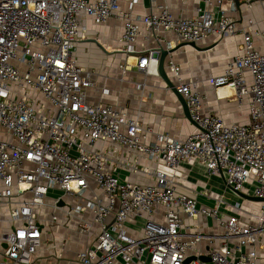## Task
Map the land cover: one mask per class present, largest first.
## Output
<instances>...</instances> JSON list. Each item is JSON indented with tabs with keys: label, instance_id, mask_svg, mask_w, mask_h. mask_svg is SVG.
<instances>
[{
	"label": "built area",
	"instance_id": "1",
	"mask_svg": "<svg viewBox=\"0 0 264 264\" xmlns=\"http://www.w3.org/2000/svg\"><path fill=\"white\" fill-rule=\"evenodd\" d=\"M204 1L206 6L213 3ZM216 4L218 15L200 6L196 16L184 18L166 6L157 14L135 16L119 0H0V202L15 203L10 219L19 223L0 235L6 245L0 264H56L36 260L46 233L36 211L50 205L51 191L59 193L52 206L77 220L80 234L90 235L95 225L100 228L94 241L77 252L76 264H186L191 256L197 258L188 264H208L197 253L208 236L184 231L182 213L191 219H215L223 237L236 240L235 245L213 243L205 254L210 264H255L254 248L264 237V201L257 211L246 210L241 201L218 195L207 207L177 190L182 164L196 160L209 175L223 174L233 192H246L250 185L251 196L264 199V51L255 49L250 32L239 30L228 14L234 0ZM82 13L98 24L123 20L118 52L127 60L121 68L131 69L128 60L133 58L140 72L154 75H159V49L164 46L139 51L142 28L153 34L174 32L179 41L196 44L212 34L241 31L243 43L224 73L210 83L220 96H228L221 91L231 89L240 103L248 98L249 123L227 124L220 116L205 114L197 84L183 82L181 68L171 60L175 87L197 126L186 138L155 131L139 113L89 103L86 89L95 85L94 73L75 58L85 39ZM164 43V49H174L172 41ZM121 149L161 163L171 174L145 171L153 184L122 179V162L116 157ZM65 197L74 203L60 206ZM159 208L162 221L156 220ZM87 212L92 216L85 217ZM133 218L145 219L136 236L128 229ZM58 220L56 213L50 223Z\"/></svg>",
	"mask_w": 264,
	"mask_h": 264
},
{
	"label": "crops",
	"instance_id": "2",
	"mask_svg": "<svg viewBox=\"0 0 264 264\" xmlns=\"http://www.w3.org/2000/svg\"><path fill=\"white\" fill-rule=\"evenodd\" d=\"M133 1L119 0V4L124 10H129L132 7V12L135 16L157 14L165 6L176 17H194L197 15V10L200 6L216 15L219 14L216 0H212L213 3L209 6H206L204 0H137L131 6ZM234 3H236L235 8L229 11L228 14L237 21L239 30L250 32L255 49L261 52L264 51V0H234ZM80 19L82 27L85 28L81 32V37L85 39L79 43L75 58L81 67L93 72L95 75V78L93 75L95 85L86 89L89 103L113 104L128 110L132 114L139 113L145 125H150L155 131L168 133L178 139L186 138L197 129L196 124L186 117L177 94L171 90L160 75L140 72L136 67V60L133 58L128 60L133 64L131 69L124 71L121 68V65L127 60L123 53L118 52V48L122 44L121 36L124 32L123 20L111 18L98 24L85 13L81 14ZM142 30L143 34L136 44V48L139 51L149 48L154 50L159 45L165 48L164 40L165 42L172 41L174 43L175 50L168 55L165 63L168 76L175 86L177 80L170 69L171 60L181 68L180 77L183 82L197 84V90L204 96L203 111L205 114L220 116L227 124L245 125L249 123L248 98L240 103L236 100L235 94L231 89L228 91L223 89L221 94L228 92V96H220L210 83V78L224 73L227 65L236 54L239 45L243 43L241 31L236 35L227 36L212 34L203 42L197 44L201 49H196L185 44V42L179 41L174 32L161 31L153 34L145 31L144 28ZM87 50H95L107 56L106 65H104L103 69L97 70L96 74L90 69V60L84 54ZM247 81L250 84L252 78L248 76ZM116 157L121 159L122 162L118 173L125 180L139 184H153L154 180L148 178L145 171L158 169L171 174V171L163 164L144 157L136 158L128 154L124 149H121L116 154ZM176 177L178 192L195 197L199 204L203 206L212 207L215 203L214 198L218 195H224L228 199L242 197L226 186L223 174L209 175L206 168L196 160L184 162ZM252 188V186L247 185L246 192L243 193L251 196ZM50 196L48 199L50 206L46 207L50 208L52 214L46 218L45 207H43L37 209V217L45 224V222L49 223L54 214H58L59 220L57 222L45 225L46 232L47 228H54L53 232L59 236V240L55 239L53 241L54 245L47 248L48 251L45 252V255H41L39 253L40 250L44 249L45 245L49 243L45 239L46 233H44L42 248L36 255V260L55 261L56 264H76L77 252L94 241L100 228L93 230L91 234H94V237L92 240H88L91 234L88 235V238L84 237L87 235L80 234L77 220H69L62 212L52 206L54 197L58 196V191H51ZM24 197H28V195L21 198L23 199ZM242 198L245 200V202H241L246 210L257 211L260 208L259 202ZM237 201L240 200L238 199ZM65 203L72 204L74 200L65 197L64 205ZM14 206L15 203L11 201L3 200L0 202V235L12 231L19 224L18 222H12L10 219L11 210ZM162 212L161 208L157 209L156 220L162 221ZM181 215L184 220V231L201 232L208 236L201 241L197 253L207 254L213 243L216 245L223 243L235 245V239L223 237V229L215 219L203 217L191 219L185 213ZM84 216L91 217L92 214L87 212ZM144 223L145 219L142 218L131 219L128 223L129 232L132 235H138ZM73 232L78 233L79 239L74 245L76 249L67 252L65 248L66 239ZM4 247L6 245L0 243V251ZM254 250L256 252L255 264H264V237ZM208 264L210 263L208 262Z\"/></svg>",
	"mask_w": 264,
	"mask_h": 264
},
{
	"label": "rangeland",
	"instance_id": "3",
	"mask_svg": "<svg viewBox=\"0 0 264 264\" xmlns=\"http://www.w3.org/2000/svg\"><path fill=\"white\" fill-rule=\"evenodd\" d=\"M84 54H86L85 56L87 58H89V60H90V62H89L90 63V69H92L95 72V74L97 73V70L103 69L104 65H106V61H108L107 56H104V55H102L101 53H99L98 51H95V50H87V51L84 52ZM94 78H95V75H94ZM238 199L240 201H242V202H245V200H243L242 197L237 198V199L230 198V202H234L235 203ZM47 206H50V205H47ZM44 212H45L46 218H48L52 214L50 208H48V207H45ZM230 215L231 216H238V214H236L234 212H231ZM45 224L46 225H49L50 224V221H49V223L45 222ZM94 230H98V225H95L94 226ZM53 231H54V228L53 227L47 228V232L45 234V239L48 240L49 243H47L45 245V248L44 249H41L40 250L39 253L41 255H45V252L48 251L47 248H49L50 246H53L54 245L53 241L55 239L57 241L59 240V236L56 233H54ZM84 237L85 238H88V236H84ZM93 237H94V234H91L90 237L88 238V240L89 239L92 240ZM78 239H79V236H78V233L77 232L76 233H74V232L73 233H70L67 236V239H66L67 244L65 246L67 252L68 251H71V250L74 251L76 249L74 245L76 244V242H77ZM76 247H77V245H76Z\"/></svg>",
	"mask_w": 264,
	"mask_h": 264
},
{
	"label": "water",
	"instance_id": "4",
	"mask_svg": "<svg viewBox=\"0 0 264 264\" xmlns=\"http://www.w3.org/2000/svg\"><path fill=\"white\" fill-rule=\"evenodd\" d=\"M185 44H188V45H190V46H192L193 48H196V49H201V48H199V46H198L196 43H194V42H185ZM159 50H160V52H161L160 61H159V68H158V70H159V75L161 76V78H162L163 80H165V82H167V84H168V86L171 88V90H172L173 92H175V94H177V96H178V98H179V100H180V102H181V104H182V106H183L184 113H185L186 117H187L189 120H191V121L193 122L192 117H191V113H190V110H189V107H188V105H187L186 100L184 99V97H183L181 94L178 93L176 87H175L174 84L171 82V80H170V78H169V76H168V73H167V71H166V69H165L166 59H167L168 55H169L170 53H172L175 49H172V50H166V49H164V48H160ZM237 194H239L240 196H242V197H244V198H246V199H250V200H253V201H257V202H263V201H264V199H262V198H258V197H254V196H249V195H247V194H244L243 192H237ZM59 205H60V206L64 205V202H63V201H60V202H59ZM196 258H197V257H195V256H191V257H189V258L186 260V264L190 263L192 260H194V259H196ZM199 258H200L201 260L205 261V262H209V261H210V258H209L207 255H201Z\"/></svg>",
	"mask_w": 264,
	"mask_h": 264
}]
</instances>
